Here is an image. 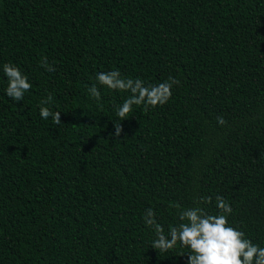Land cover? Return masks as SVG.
Instances as JSON below:
<instances>
[{"label": "trees", "instance_id": "obj_1", "mask_svg": "<svg viewBox=\"0 0 264 264\" xmlns=\"http://www.w3.org/2000/svg\"><path fill=\"white\" fill-rule=\"evenodd\" d=\"M6 62L32 85L19 102ZM111 70L180 84L117 137L131 93L98 84ZM217 195L264 247V0H0V264H188L151 246L144 214L167 234L177 204L220 214Z\"/></svg>", "mask_w": 264, "mask_h": 264}, {"label": "clouds", "instance_id": "obj_2", "mask_svg": "<svg viewBox=\"0 0 264 264\" xmlns=\"http://www.w3.org/2000/svg\"><path fill=\"white\" fill-rule=\"evenodd\" d=\"M41 66L48 72L55 71L54 65H50L46 57L41 61ZM2 70L8 80L6 95L17 102L23 100L24 94L32 87L27 75L11 62L4 63ZM96 81L108 89L131 93L122 104L115 106V114L118 117L114 124L117 137L123 132L120 121L128 118L129 113L133 111V105H143L145 112L149 106L155 108L163 105L171 98L173 86L180 84L178 79L169 76L166 81L159 84L145 85V81L139 78L122 77L119 70L98 72ZM88 91L97 101L100 99L101 92L96 84L91 85ZM51 100L52 96L49 95L41 102L40 115L44 120L51 117L53 124L59 125L61 113L52 112L49 107L43 106ZM217 121L221 126L227 123L223 116H217ZM212 200V196H207L198 198L194 203L211 204ZM215 202L220 214H211L199 206L182 209L177 204L180 223L170 226L167 234L164 227L157 222L154 209L148 208L143 219L155 233L156 238L151 246L160 253L168 252L177 245L187 248L190 253L188 264H264V247L245 238L243 231L229 224L225 213H232L231 205L221 195L215 197Z\"/></svg>", "mask_w": 264, "mask_h": 264}]
</instances>
